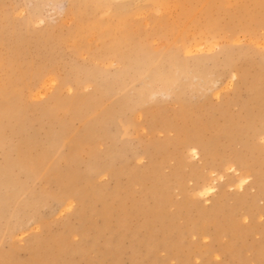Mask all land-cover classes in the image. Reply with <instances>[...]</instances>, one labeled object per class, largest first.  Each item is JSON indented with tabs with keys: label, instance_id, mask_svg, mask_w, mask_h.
<instances>
[{
	"label": "rangeland",
	"instance_id": "374dc122",
	"mask_svg": "<svg viewBox=\"0 0 264 264\" xmlns=\"http://www.w3.org/2000/svg\"><path fill=\"white\" fill-rule=\"evenodd\" d=\"M122 1L133 2V7L143 10L133 15L131 23L133 54L125 62L112 58L111 62L105 58L95 62L87 52L79 55L60 43L67 27L73 24L72 16L67 14L71 0H0V32L9 41L23 39L26 48L21 50L18 63L22 62L21 68H29L31 75L16 100L27 106L25 113H19L17 123L21 128L0 133V264H264V248L260 252L253 249L264 244V199L256 201L262 213L248 212L243 199L257 193V188L251 186L255 176L251 175L242 188L237 184L226 188L230 198L218 214L204 213L212 207L223 181L246 172L236 166L212 172L205 160L191 156L178 142L188 127L205 140L217 137L210 141L215 150L229 155L242 147L241 133H232L242 127L244 139L257 147L248 150L249 161H255L264 174V126L257 121L247 124L248 114L258 112V101L264 99L263 13L260 15L251 0H236L250 4L254 20H243L236 11L232 21L215 5L211 14L223 27L210 34L199 29L206 17L199 6L195 8L198 27L182 20L178 9L172 7L169 21H180L188 30L182 43L154 22L163 14L162 0H105L102 11L116 8ZM196 3L192 0L193 5ZM145 22L148 23L144 25ZM51 33L54 45L49 40ZM91 38L93 46L99 44L94 36ZM196 42L202 47L193 46ZM173 44H177L176 48ZM3 47L0 57L9 55L7 45ZM51 51L58 54L56 58L52 59ZM236 69L247 70L251 89L247 81L232 77ZM33 70L41 75L39 81L38 76L33 79ZM187 70H191L190 75ZM155 73L161 83L154 80ZM210 75L213 76L209 78ZM51 76L56 78L55 83L47 79ZM78 76L84 82L76 83L74 78ZM55 88L60 89L62 99L78 101L80 96L76 93L80 92L83 99L78 102L84 104L86 98L93 97L98 103L91 104L85 112H78L79 104H63L51 112ZM39 90L38 95L35 91ZM6 100V96H0V103ZM247 103L250 107L245 106ZM109 108L116 113L107 121L104 112ZM56 130L65 133L67 139H58ZM87 130L94 133L93 139L83 136ZM253 133L257 136L251 138ZM89 144L101 152L110 147L119 154L104 173L94 172L92 164L103 165L108 157L101 154V160L94 161L88 154ZM51 147L55 157L59 155L58 160L51 158ZM20 153L24 160L20 161ZM154 159L162 161L164 182L159 183L149 171ZM73 165L76 171L72 173ZM194 166L210 174L208 181L218 189L216 194L199 193V185L206 177H199ZM90 171L97 175L88 176ZM140 171L144 177L131 181V175ZM176 173L181 174L178 179ZM69 174H77L69 181L74 184L63 186ZM169 180H183L187 194L177 185L168 189ZM63 187L71 192L81 188L70 196V208L59 198L51 197V192L59 194ZM85 188L88 197L84 200ZM230 220L238 226L236 233V229L226 228ZM217 227L224 229L216 233Z\"/></svg>",
	"mask_w": 264,
	"mask_h": 264
},
{
	"label": "bare ground",
	"instance_id": "6f19581e",
	"mask_svg": "<svg viewBox=\"0 0 264 264\" xmlns=\"http://www.w3.org/2000/svg\"><path fill=\"white\" fill-rule=\"evenodd\" d=\"M251 1L253 3L252 4L253 7L256 8V9L258 8V12H260V15H261V12L263 13L262 15H264V0H251ZM104 2H105V0H71V8L67 12V14L70 13V15L72 16L73 24L71 26H68L67 30L65 29L66 30V34L62 38V42H60V43H63V45L66 46V48L70 49L71 51H73L76 54L82 55V54H84L83 52H87L91 57H93L92 60H94L95 62H96L97 59H103V58H105L107 60L109 58H112V59H116L118 62H125L126 60H128L132 56V54H133L132 51L135 48L134 37H133V34H132V30H131V23L133 21V15L136 12L140 11L141 8L137 7V6L133 7V4H135L133 2L126 3V1H122L119 4H116L117 5L116 8L108 9L106 11V13H104L102 11V6L104 5L103 4ZM161 3H162V6L164 8L163 9V14L158 16V17H156L154 19V22L156 24H158V25H162L160 27L164 28L166 32H168L172 36H174L176 38V39L174 38L175 41L178 40L179 42H182V43H183L184 37L186 36L188 30L186 29L187 27H182V24L180 25V21L176 22V23L169 21L168 14H169V12H171L172 7L175 8V9H178L180 18L182 20L187 21L189 25L198 27V25L200 26V24H199V21L197 20L196 14H195L196 13L195 12V8H197L199 6V8H198L199 11L206 14L205 21L199 27V29H200L201 32H206V33H210V34H212L214 32H217L218 30H220L221 27H223L222 26L223 24H221L219 22V20L217 18L213 17L212 14H211L212 9H213V7L215 5H216V7L218 8L219 11H222V12H225V13L229 14L231 16V18H232V21L234 19V16H235L234 14H235L236 11L241 13V18L243 20H246V21H249L251 19L254 20V15L251 12L250 4L246 3V2L238 3V2H236V0H197V3L195 5L192 4V0H162ZM107 7H109V6H107ZM142 11H140V12H142ZM205 14H202V15H205ZM104 15H106V16L104 17ZM202 15H200V16H202ZM262 18L264 19V17H262ZM146 23H148V22H145L144 25H146ZM185 24L186 23H184V25ZM242 26H243V24H242ZM142 27H144V26H142ZM197 27H195V28H197ZM199 29H198V31H199ZM58 31H59V33H61L60 30H58ZM191 31H193V30H191ZM194 31H196V30L194 29ZM55 36H54V38H55ZM92 36L95 37V39L99 42V44H96L94 46L91 44L90 38ZM203 36H204V34H203ZM203 36H201V37L204 38L205 36L204 37ZM52 37L53 36H52V33H51V39H49V40H51V44H53L52 43V41H53ZM22 40H23L22 38H16L13 41H9L7 36H5V34L2 33V31L0 32V48L1 47L5 48L3 46L7 45V50H9V55H7L5 57H0V96L1 97L2 96H6V98H7L5 103H0V133L4 132L6 129H9L10 131H18L21 128V124L17 123L19 121V113L23 114V113H25V110L27 109V106H21L20 103H16L17 102L16 101L17 98H19V96L21 95V90L24 89L29 84L30 79H31V75H30V72L28 70L29 68H21L20 66L22 65V62L18 63V56L21 54V50L26 48L25 44L22 45V43L24 42ZM49 40H47V41H49ZM205 41H206V39H205ZM171 42H173V41H171ZM206 42L209 43L208 41H206ZM174 43H176V42H174ZM184 43H185V41H184ZM215 43H218V42H215ZM55 44H57V42ZM211 44H214V43H211ZM174 45H175V48H176L177 44H173V46ZM185 45L184 46L182 45L183 46L182 49H186ZM202 45H201V43H197L196 42V44L193 45V46H196V47L200 48V47H202ZM204 45H205V43H204ZM168 46H170V48H171L172 45H168ZM178 46L180 47V45H178ZM216 46H217V44H216ZM189 51H190V48H189ZM50 53H51L52 59L56 58L57 55H58V54L52 53V51ZM109 61L111 62L110 59H109ZM134 61H135V59H134ZM141 61L138 62V63L140 64ZM152 61H154V60H152ZM173 61H174V59H173ZM103 62H104V60H103ZM155 62H157V61H155ZM159 63L160 62H158V64ZM153 65L155 66V64H153ZM135 66H136V64H135ZM171 66H173V65H171ZM182 67L180 69H182ZM131 68H133V67H131ZM176 68H177V66H176ZM190 68H192V67H190ZM246 68H249V67H246ZM160 69H162V67ZM2 70H5L6 73L2 74L1 73ZM239 70L238 69L234 70L233 73L231 74L232 77L234 76V78H235V77L239 76L240 79L244 83H245V81H247L246 85H248L249 88L251 89V82L248 79L249 75H248V73H246L247 70H246V72H244V71L240 72ZM160 71H158L157 73H159ZM180 71H182V70H180ZM187 71H189V70H187ZM53 72L54 71H51V74H53ZM190 72H191V70L189 71V75H190ZM31 73H32V76H33L34 80H36V76H38V81L40 80L41 75L39 74V72H36L35 70H33ZM164 73L165 74H170L169 72L168 73L164 72ZM184 73L185 72H183L181 74H184ZM155 75H156V78L154 80H156L157 77H158V75L156 73H155ZM159 75H161V72L159 73ZM170 75H172V74H170ZM164 76H165L166 79L167 78L168 79L172 78V77H170L168 75H164ZM212 76L210 75L209 78L212 77ZM173 77H174V75H173ZM196 78H198V77H196ZM206 78H207V76H206ZM206 78L204 77V79H206ZM47 79L51 80L50 83H55V81H56V78H53V76L48 77ZM166 79H164V80H166ZM200 79H201V77H200ZM148 80L150 81L151 84H153L151 82L152 79L150 80L148 78ZM201 80L203 82V79H201ZM74 81L76 83H80L81 81L84 82V79L81 76H78V78L77 77L74 78ZM157 81L160 82L161 79L160 80L157 79ZM175 81L176 80L174 78V82ZM189 81H191V80H189ZM167 82H170V81L167 80ZM167 82L165 81V83H163V84H166ZM202 82L200 84H202ZM41 83H43V82H41ZM160 83H159V85H161ZM197 83H198V81H197ZM197 83H195V84H197ZM67 84L70 87L71 84H72L71 80L67 81ZM188 84L191 85L192 83L191 84L188 83ZM157 85L158 84H156V86ZM173 85H175V84H173ZM185 85L186 84H184V87H185ZM59 86H60V84H59ZM197 86H199V85H197ZM258 87H259V85H258ZM177 88H179V87L177 86ZM192 88H194V87H192ZM39 89H41V88H39ZM71 89H72V87H71ZM79 89H81V88H79ZM167 89H166V91H167ZM55 90H57V91L51 97L52 100H54V102H53V104L51 106V112H53L55 109L59 108L63 104H65L66 106L79 104L80 105V107H79L80 110L78 112H85L89 108L92 107L91 104H97L98 103V100L93 98V97L86 98L84 100V102H83L84 104L78 102V101H81L83 99V97H82L80 92L76 93V95L80 96L78 101H76L74 98L71 101H68V100L62 99L60 97V89L59 88H57V89L55 88ZM95 90H93V91H95ZM182 90H184V88ZM182 90H181V92H182ZM74 91H75V89H74ZM35 92H37L36 94H38V95L41 94L40 90L39 91H35ZM35 92H34V94H35ZM152 92H154V91H152ZM188 92H190V91H188ZM153 94L151 96H153ZM168 94H169V91H168ZM181 94H183V92L180 93V95ZM38 95H35V96H38ZM257 95H259V94H257ZM149 98H150V96H149ZM177 98H178V96H177ZM150 100H148V101H150ZM160 103H162V102H160ZM259 103H261V107H260V110L258 112H253L252 111V113H250V114H248L246 112L248 114L247 124L252 123L254 121H257V122H261L263 124V126H264V99L258 101V104ZM85 104H87V105H85ZM136 104H138V102H136ZM187 106H188V104H187ZM245 106L250 107V104L247 103ZM103 107H104V105H103ZM153 107L154 106H152V108ZM158 108H160V107H158ZM149 109L151 110V108H149ZM245 110H246V107H245ZM99 111H101V110H99ZM56 113L57 112L54 113V117L56 116ZM115 113H116V111L113 108L106 109L104 114H105V116L108 117L107 121H109L115 115ZM159 114H160V112H159ZM79 115H81V114H79ZM88 117H90V116H88ZM119 120L121 121V119H119ZM107 121H105V122H107ZM251 127L256 128V126L254 124H251ZM237 128L238 129H236V130H232V133H233V135L241 133L239 141H241L242 147L239 148V149L233 150L232 153H230L229 155H225L222 152H217L215 150V148H214L215 145L213 144V142H210V141L211 140L212 141H216L217 137L212 138L210 141L209 140H205L201 136L200 133L194 132V131H189L188 127H186L184 129L183 135L181 136L180 140L178 141V142H181L180 144H183V146L186 149H188V151H189L191 156H195L196 155L197 157H201L202 160H205L204 162L208 164V166L212 169V172H214L215 170H218V169L222 170L223 168H229L230 169L233 166H236L240 170H243L244 172H246L245 174L240 175L239 178H235V179L234 178H230L229 181H225V182L223 181L220 192H218L216 194L218 189L216 188L215 185H212L210 183V181H208V178H209L210 174L206 175V174H204V172H201L199 170V168H200L199 166L198 167L194 166L193 167V171L196 172V174L199 177H201V176H205L206 177V178H204V181L199 185V193L201 195H207V196L211 195V194H216L217 195L215 200H214V202H213L212 207L209 208L208 210H203L204 213H209L210 212L211 214H218V212L222 209L221 206L223 205L224 201H226V199H228V196L230 198V194L226 190V188L232 187V186L234 187L235 184H237L238 187L242 188L243 184L250 180L251 175L255 176V180H254V182L251 183V186L257 188V193L251 195L250 199L247 196H245L243 199L245 200V203L247 204L248 212H252V213L261 212L258 209V205H257L256 201H257V199H261V200L264 199V174L259 172L258 166L255 165V161H253V160L249 161L250 154L249 153L247 154V152L252 151L253 149H255L257 147L256 146H251V144L247 141L248 140L247 138L244 139V135L242 133V127H237ZM154 130H155V128H154ZM62 131H65V130H62ZM238 131H239V133H238ZM152 132H153V130H152ZM64 134L65 133L60 134L58 130L55 131V135L60 140H66L67 139V136L65 137L66 134L65 135ZM105 135H106V133H104L101 137L99 136L100 139L104 138ZM255 135H256V133H253V135H251V138L253 136H255ZM83 136L86 137L88 140H91V139H93L95 137L94 133L92 131H89V130L85 131ZM263 137H264V135H263ZM176 142H177V139H176ZM176 142H174V143H176ZM100 143H101V141H100ZM100 143H99V145H100ZM89 146L90 147L88 148V154L91 156V158H94V161H97L98 158L101 160V158H100L101 154H105L106 157H108V159H104L105 161H103V163H105V164H103L104 166L101 165V164H98V163L92 164V169L97 174L104 173L106 169H109L110 163L112 161L116 160V157L119 156V154L117 152H114L113 150H111L110 147L109 148L107 147L106 149H104L101 152L99 147H96L95 145H92V144H89ZM58 150H59V148H58ZM263 151L264 150H262V152ZM19 157H20V161H21V159L22 160L25 159V157H23V154H21V153L19 154ZM40 157L41 156L39 155L37 158H40ZM53 157H55L54 148L51 147V158H53ZM58 159H59V155L57 157H55V159L53 161L58 160ZM40 161H41V158H40ZM122 161H124V159ZM153 161L154 162L151 164L152 165L151 166V170H149V171H151L150 173H154V175H155L156 179L159 181V183L166 181V178L164 177V174L161 171V169H162V161L161 160H157V159H154ZM74 163H76V162H74ZM52 165H53V162H51V166ZM31 167H33V166H31ZM65 168L68 170V173H69V168L68 167H65ZM19 169L21 170L20 167H19ZM30 169H32V168H30ZM11 171L12 170L9 171L10 174L15 177V173L11 172ZM71 171H72V173L76 171V168H75L74 165L72 166V170ZM94 172L90 171L88 176L96 174ZM143 174L144 173H142V171H140L138 173L136 172L133 175H131L132 177H130V179H131V181L141 180L144 177ZM66 176H67L66 177V183H64L63 186H68L69 183L72 184L73 182H69V181L73 180L77 176V174L76 175L69 174V175H66ZM180 176H181V174H178V173H176V175H175L176 179H178ZM220 176H221V174H220ZM220 176H219V179L221 180ZM77 179L80 181V178H77ZM15 180H16V178H14V181ZM167 184H168V189H170L172 184L173 185H177L178 187H181V190L185 194H187L188 189L185 190L186 186L184 185L183 180H176V181L169 180V181H167ZM80 190H81V188L79 187V189H76L75 191L71 192L70 189H68L66 187H63L62 191L59 194L58 193L52 194V192H51V197L59 198L60 201H62L64 203L65 207H69L70 208V206H71L70 196H73L75 193L80 192ZM87 197H88V188H85L84 194H83V199L85 200ZM243 199L242 198H236L237 201L241 200L242 202H244ZM162 217L163 216H161L160 218H162ZM226 224H227L226 228H230V229H233V230L236 229V230H234V232L236 233V231L238 229V226L233 220H230V221L226 222ZM221 229H224V228L217 227L216 228V233L220 232ZM262 248H264V244L263 243L259 244L256 248H253V249H254L255 252H260V250Z\"/></svg>",
	"mask_w": 264,
	"mask_h": 264
}]
</instances>
